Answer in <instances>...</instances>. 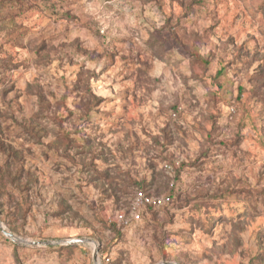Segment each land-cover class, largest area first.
<instances>
[{
	"label": "rangeland",
	"instance_id": "obj_1",
	"mask_svg": "<svg viewBox=\"0 0 264 264\" xmlns=\"http://www.w3.org/2000/svg\"><path fill=\"white\" fill-rule=\"evenodd\" d=\"M0 222L51 243L0 264H264V0H0Z\"/></svg>",
	"mask_w": 264,
	"mask_h": 264
},
{
	"label": "built area",
	"instance_id": "obj_2",
	"mask_svg": "<svg viewBox=\"0 0 264 264\" xmlns=\"http://www.w3.org/2000/svg\"><path fill=\"white\" fill-rule=\"evenodd\" d=\"M169 197L164 196H153L148 195L142 191H136L134 193L133 199L130 204V220L129 221H139L140 220V210L145 207H155L159 208L166 204ZM118 223L126 225L128 220L124 215H120L118 218Z\"/></svg>",
	"mask_w": 264,
	"mask_h": 264
},
{
	"label": "water",
	"instance_id": "obj_3",
	"mask_svg": "<svg viewBox=\"0 0 264 264\" xmlns=\"http://www.w3.org/2000/svg\"><path fill=\"white\" fill-rule=\"evenodd\" d=\"M0 229L2 231V233L4 234V236H6L7 238H9L12 242L16 243V244H24V245H27V246H37V245H50L51 243H34V242H27L25 240H22L20 238H17L15 237L14 235L8 233V232H5L3 227H2V224L0 222ZM66 245H74V244H85V243H91L93 244L94 246L95 243L92 241V240H89V239H76V240H70V241H66L64 242ZM57 244V243H56ZM92 260L95 264H98V248L94 247V251H93V256H92ZM162 264H169V263H162Z\"/></svg>",
	"mask_w": 264,
	"mask_h": 264
},
{
	"label": "trees",
	"instance_id": "obj_4",
	"mask_svg": "<svg viewBox=\"0 0 264 264\" xmlns=\"http://www.w3.org/2000/svg\"><path fill=\"white\" fill-rule=\"evenodd\" d=\"M136 191H142V189H136ZM135 191V192H136ZM134 192V193H135ZM142 192H144V191H142ZM145 193V192H144ZM172 203V199H171V197L169 198V200H168V202L166 203V204H164L163 206H161V207H164V206H167V205H169V204H171ZM161 207H159V208H161ZM155 210V209H157V208H155V207H145V208H143V209H141L140 210V217L142 218V212L144 211V210Z\"/></svg>",
	"mask_w": 264,
	"mask_h": 264
}]
</instances>
